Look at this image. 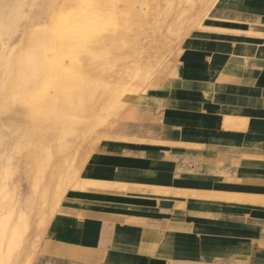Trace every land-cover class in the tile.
<instances>
[{
  "label": "crops",
  "instance_id": "crops-1",
  "mask_svg": "<svg viewBox=\"0 0 264 264\" xmlns=\"http://www.w3.org/2000/svg\"><path fill=\"white\" fill-rule=\"evenodd\" d=\"M209 11L180 75L119 116L46 213L33 264H264V0Z\"/></svg>",
  "mask_w": 264,
  "mask_h": 264
},
{
  "label": "bare ground",
  "instance_id": "bare-ground-1",
  "mask_svg": "<svg viewBox=\"0 0 264 264\" xmlns=\"http://www.w3.org/2000/svg\"><path fill=\"white\" fill-rule=\"evenodd\" d=\"M16 1L20 2V0ZM157 2L158 0H74L73 8L62 10L54 27L50 28L48 33L45 30L36 33L35 36L41 38V44L38 45L40 60L31 59V72L36 78L43 65L49 74L48 79L51 83L48 90L44 91L51 106L50 112L54 113L56 122L64 118L65 114L82 115L85 119H91L94 118L92 111L98 109L104 114L105 120L110 121L99 128L100 136L104 137L109 134L112 124L131 103L149 95H156L166 78L170 75L172 77L180 75L178 59L173 58L168 62L162 60L164 57L161 56L160 48L155 52L149 50L146 53V59L154 61L152 66L150 62H142L141 58L136 57L137 53H143L144 47L139 45L142 33H137L134 29V21L141 17L151 19ZM181 2V8L188 17L186 22L184 19L177 22L175 20L176 23L172 24L176 29H169L166 34L169 46L173 49L175 43H180L182 38L192 35L196 27L201 28L202 20L212 6L206 3L199 6L192 1L190 4H183L184 0ZM3 12L0 9V16L8 19L9 25L0 43V84L2 85L8 81L5 77L8 72L13 75L20 74V66L17 68L13 66L15 61L22 58L20 52L13 49L8 57L9 61L12 56L13 66L8 68V61H2L5 44L13 38L20 17L16 11L7 14ZM140 22L145 25L142 19ZM145 31L147 34V30ZM107 46H109L108 51ZM154 48L151 47V50ZM106 54L111 59L110 63L106 59ZM119 54L122 58L117 61L114 57ZM122 61L125 64H122ZM22 63L21 60L20 64ZM66 133L60 132L58 138L63 139ZM40 182H35V189L40 187ZM48 183L45 181L46 185ZM1 190H4L7 201L0 206V264H18L23 259L24 246L31 230L30 218L25 211L17 207L11 196H7L9 193L7 186H2ZM37 251L38 246L34 244L28 256L24 258L23 264L35 263Z\"/></svg>",
  "mask_w": 264,
  "mask_h": 264
},
{
  "label": "rangeland",
  "instance_id": "rangeland-1",
  "mask_svg": "<svg viewBox=\"0 0 264 264\" xmlns=\"http://www.w3.org/2000/svg\"><path fill=\"white\" fill-rule=\"evenodd\" d=\"M191 1L199 6L205 3L208 6H215L218 2V0H184L183 4H190ZM73 2L74 0L0 1V9L4 11L3 13L16 11L20 14L14 36L6 42L2 53V61H8L13 49L20 52L22 58L15 61L14 66L12 65V56L7 63L8 68L20 66V74L13 75L8 72L5 75L8 81L4 85L0 84V206L7 201L6 194L4 190H1V187L7 186L9 191L7 196H11L17 207L29 215L31 226L29 237L24 246L23 259L18 264H23L24 258L32 250L33 244L42 242L45 231L49 226H44L46 213H55L56 210L58 213L68 192L71 189L85 185V179L81 177V172L93 152L92 150L96 149V144L99 145L103 140L108 139V134L103 137V135L100 136L98 131L102 128L101 126H105L110 121H106L104 114L98 109L92 111L94 118L91 119H85L82 115L65 114L64 118H60L61 121L56 122L53 116L54 113L50 112L51 106L46 91H44L45 89L48 90L51 83L48 79L49 74L43 65H41L36 78L31 72V59L40 60L38 45L41 44V38L35 36L36 33L42 30L48 33L51 30L50 28L54 27L59 13L62 10L72 9ZM157 3L152 20L141 17L140 19L143 20L145 25L140 22V19H137L139 21L134 19L133 24L137 33H142L139 38V45L144 47L143 53H137L136 57L141 58L142 62H150L151 66L154 61L145 57L149 50L155 52L160 48L161 56L164 57L162 60L166 62L171 61L173 58L178 59L190 37L201 31L198 30L199 27H196L195 31H192V35L181 37L180 43H175V49H173L169 46L166 34L169 29H176L172 23L182 19L186 22L188 14L182 10L181 0H158ZM207 13L202 20L201 28L206 21ZM8 21V19H3L0 16V43L3 41L6 27L9 25ZM145 30H147L149 36L145 34ZM144 37H147V39L143 40ZM150 46L155 48L151 50ZM106 50H109V46L106 47ZM114 58L118 61L122 57L119 54ZM106 59L110 63L111 59L107 54ZM21 60L22 65L20 64ZM121 63L125 64L124 61ZM103 123L104 125H102ZM59 131L67 132L61 140L58 138ZM36 181L40 182L38 189H35ZM45 181L46 183L49 182L48 188Z\"/></svg>",
  "mask_w": 264,
  "mask_h": 264
}]
</instances>
